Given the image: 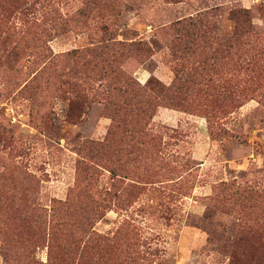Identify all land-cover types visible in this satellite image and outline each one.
Wrapping results in <instances>:
<instances>
[{"label":"rangeland","instance_id":"1","mask_svg":"<svg viewBox=\"0 0 264 264\" xmlns=\"http://www.w3.org/2000/svg\"><path fill=\"white\" fill-rule=\"evenodd\" d=\"M0 264H264V0H0Z\"/></svg>","mask_w":264,"mask_h":264}]
</instances>
